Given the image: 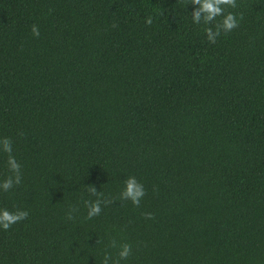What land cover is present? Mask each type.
I'll list each match as a JSON object with an SVG mask.
<instances>
[{
  "label": "trees",
  "instance_id": "obj_1",
  "mask_svg": "<svg viewBox=\"0 0 264 264\" xmlns=\"http://www.w3.org/2000/svg\"><path fill=\"white\" fill-rule=\"evenodd\" d=\"M230 3L0 0V264H264V0Z\"/></svg>",
  "mask_w": 264,
  "mask_h": 264
},
{
  "label": "clouds",
  "instance_id": "obj_2",
  "mask_svg": "<svg viewBox=\"0 0 264 264\" xmlns=\"http://www.w3.org/2000/svg\"><path fill=\"white\" fill-rule=\"evenodd\" d=\"M235 0H231L229 4L232 6ZM194 5L198 7L193 9L192 20L193 23L199 24L201 21V13H204L205 23L213 21L218 15L224 13V9L221 7L225 3V0H192ZM145 23L150 24L151 18L146 19ZM238 19L237 17L228 12L227 14L222 15V21L218 25L215 33L211 29H206L207 38L209 41H214L215 37L220 35V30L223 29L224 32H229L235 27H237ZM32 33L34 36H38L39 32L35 26L32 27ZM0 151L4 153H11L10 141L7 138L0 140ZM7 163L11 165L13 171L19 169L20 165L15 163V158L11 155H8ZM9 181H5L2 187L7 188L9 186ZM17 183H19V177H17ZM123 196L129 198L134 205H138L140 199L144 196V187L140 184L135 177H128L124 181ZM99 212V206L95 203L92 204L91 211L89 215H94ZM27 213L22 212H12L10 213L7 209H0V228L8 229L9 226L19 220H22L26 217ZM129 249L127 245L122 247V250L119 252V256L124 258L128 255Z\"/></svg>",
  "mask_w": 264,
  "mask_h": 264
}]
</instances>
